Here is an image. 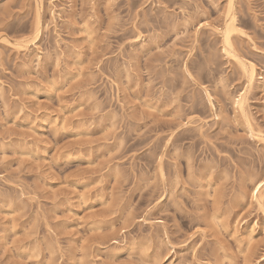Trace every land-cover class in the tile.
Here are the masks:
<instances>
[{"label": "rangeland", "instance_id": "1", "mask_svg": "<svg viewBox=\"0 0 264 264\" xmlns=\"http://www.w3.org/2000/svg\"><path fill=\"white\" fill-rule=\"evenodd\" d=\"M229 1L0 0V264H264V0Z\"/></svg>", "mask_w": 264, "mask_h": 264}, {"label": "bare ground", "instance_id": "2", "mask_svg": "<svg viewBox=\"0 0 264 264\" xmlns=\"http://www.w3.org/2000/svg\"><path fill=\"white\" fill-rule=\"evenodd\" d=\"M230 3V8H232L233 9V5H234V2H233V0H230L229 1ZM229 8V9H230ZM231 11L232 10H230V14L232 15V13H231ZM228 13H229V11H228ZM233 16V15H232ZM228 17V18H231V20H230V23H229V25H228V27H227V29H225V41H226V46H228V51H235L234 50V46H233V43H232V39H231V34H232V32L233 31H237L238 30V27H237V25H236V23H235V19H234V17ZM40 29V26H39V24H38V27H37V30H39ZM243 65V64H242ZM246 66V65H245ZM245 68V67H244ZM248 68V67H247ZM246 68V71L245 72H247L248 73V75L250 76V79L252 80L253 79V76H254V70L253 69H250V70H248ZM251 68V67H250ZM239 106H240V108L242 109V110H244V101L243 100H240L239 101ZM262 190H261V185H257L256 187H255V193H256V196H258L259 195V193L261 192Z\"/></svg>", "mask_w": 264, "mask_h": 264}]
</instances>
